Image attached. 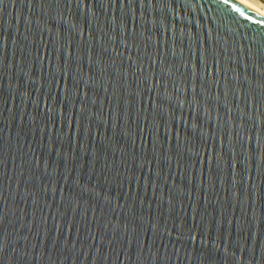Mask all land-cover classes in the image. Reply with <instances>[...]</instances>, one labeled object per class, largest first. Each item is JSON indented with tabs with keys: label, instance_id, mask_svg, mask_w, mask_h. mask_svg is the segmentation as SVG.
Returning a JSON list of instances; mask_svg holds the SVG:
<instances>
[{
	"label": "water",
	"instance_id": "95a60500",
	"mask_svg": "<svg viewBox=\"0 0 264 264\" xmlns=\"http://www.w3.org/2000/svg\"><path fill=\"white\" fill-rule=\"evenodd\" d=\"M0 264H264V17L0 0Z\"/></svg>",
	"mask_w": 264,
	"mask_h": 264
},
{
	"label": "bare ground",
	"instance_id": "6f19581e",
	"mask_svg": "<svg viewBox=\"0 0 264 264\" xmlns=\"http://www.w3.org/2000/svg\"><path fill=\"white\" fill-rule=\"evenodd\" d=\"M264 17V7L255 0H235Z\"/></svg>",
	"mask_w": 264,
	"mask_h": 264
},
{
	"label": "rangeland",
	"instance_id": "374dc122",
	"mask_svg": "<svg viewBox=\"0 0 264 264\" xmlns=\"http://www.w3.org/2000/svg\"><path fill=\"white\" fill-rule=\"evenodd\" d=\"M255 2H258L259 4H261L264 7V0H255Z\"/></svg>",
	"mask_w": 264,
	"mask_h": 264
}]
</instances>
